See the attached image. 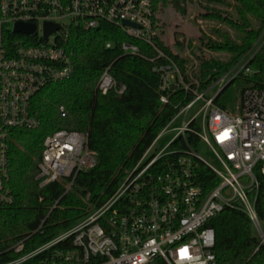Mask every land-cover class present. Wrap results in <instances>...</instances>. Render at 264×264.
<instances>
[{"label": "built area", "instance_id": "built-area-1", "mask_svg": "<svg viewBox=\"0 0 264 264\" xmlns=\"http://www.w3.org/2000/svg\"><path fill=\"white\" fill-rule=\"evenodd\" d=\"M156 0H0V209L14 202L10 174V147L15 130H37L39 115L33 111L35 96L45 87L70 78L76 70L75 51L69 47L74 30L112 26L143 42L155 57L143 54L136 43L123 42V54L156 63L165 92L182 85L194 94L127 172L116 190L100 204H90L72 226L37 244L44 225L58 207L57 199L37 227L8 245H0V264H216L215 230L210 221L226 208L239 209L250 217L264 244V230L255 205L264 176V89L251 82L240 96V112L231 114L214 102L228 82L257 73L252 61L264 47V31L253 47L204 91L196 80L184 81L175 60L157 45ZM18 23L36 26L34 34L16 31ZM58 29L44 39V25ZM111 42L106 43L111 48ZM186 55L197 61L185 44ZM191 75V73H190ZM218 88L215 96L206 93ZM96 89L101 94L126 90L111 73L100 75ZM167 102L166 96L161 97ZM200 109L187 120L198 103ZM61 116L65 107H59ZM180 116L175 136L159 152L152 153L163 132ZM201 119L198 120V117ZM197 122L199 130L192 126ZM195 133L213 151L221 169L204 160L191 146ZM182 141L186 147H177ZM208 165L220 183L203 194L197 183L196 162ZM97 163V152L84 131L61 129L43 141L36 180L44 188L62 182L69 192L76 177ZM155 167L159 170H155ZM228 191H230L228 193Z\"/></svg>", "mask_w": 264, "mask_h": 264}, {"label": "trees", "instance_id": "trees-1", "mask_svg": "<svg viewBox=\"0 0 264 264\" xmlns=\"http://www.w3.org/2000/svg\"><path fill=\"white\" fill-rule=\"evenodd\" d=\"M184 1L156 0L155 10L161 2L163 8L171 5L184 14ZM198 5L202 10L200 35L197 43L188 44L197 61L195 69L188 56L173 53L159 36L156 42L178 64L184 81L196 87V80L199 90L204 91L247 53L264 31V0H198ZM125 41L138 44L150 58L156 56L150 46L112 26L73 31L69 47L75 51L74 74L35 96L32 108L41 119L39 129L13 133L9 158L14 202L0 209V245L11 244L37 227L57 199L59 205L46 220L43 234L36 236L37 244L76 223L90 204H100L116 190L173 117L193 100L194 94L182 85L161 91L160 76L153 67L162 61L123 54L121 45ZM108 42L113 44L111 48L106 47ZM178 43L184 46V42ZM251 64L257 73L238 78L264 89V47ZM109 65L114 78L126 86L122 94H101L96 89L100 75ZM163 95L167 102L161 101ZM218 96L214 99L217 105ZM61 105L65 107L64 117L59 110ZM192 126L196 131L200 129L197 122ZM61 129L87 132L89 145L97 152L95 167L80 173L66 194L62 182L40 188L36 180L44 138ZM188 140L191 146H198L195 133H189ZM176 146L186 147L182 141ZM195 172L205 195L220 183L216 173L200 160ZM258 177L261 189L255 208L264 230V176ZM209 225L215 230L216 264H264V244L248 214L226 208Z\"/></svg>", "mask_w": 264, "mask_h": 264}, {"label": "rangeland", "instance_id": "rangeland-1", "mask_svg": "<svg viewBox=\"0 0 264 264\" xmlns=\"http://www.w3.org/2000/svg\"><path fill=\"white\" fill-rule=\"evenodd\" d=\"M183 4L186 11L184 14H179L171 5H167L163 8L161 2H159L156 8L155 26L159 37L164 41L165 45H167L173 53L186 57V42H188V44L190 42L194 44L198 41L202 10L199 8L198 0H185ZM178 41L184 42V46L180 45ZM249 86H251V81L244 78L236 79L218 96L217 100L219 106L224 107V109L231 114L239 113L241 107V92L244 88ZM217 93L218 88L214 87L206 93V97L215 96ZM202 104V101L198 102L188 112L187 120L200 109ZM183 117L184 116H180L176 119L168 131L161 134L152 153L159 152L171 141L176 134V130H173V128L178 127L182 123ZM200 119L201 116L198 117V120ZM196 150L204 160L217 169H221L218 159L208 145L204 142H199ZM229 192L230 191H228V193ZM254 233H256V231Z\"/></svg>", "mask_w": 264, "mask_h": 264}, {"label": "water", "instance_id": "water-1", "mask_svg": "<svg viewBox=\"0 0 264 264\" xmlns=\"http://www.w3.org/2000/svg\"><path fill=\"white\" fill-rule=\"evenodd\" d=\"M58 25L56 24H52V23H45L44 25V39L48 40V37L51 33H53L54 31H56L58 29ZM16 31H22V32H26L28 34H34L36 31V26L33 24H22V23H18L17 27H16ZM230 82H228L226 86L229 85Z\"/></svg>", "mask_w": 264, "mask_h": 264}]
</instances>
